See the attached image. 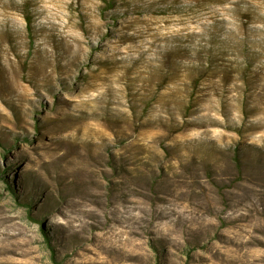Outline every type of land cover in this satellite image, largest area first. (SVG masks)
<instances>
[{"label":"rangeland","instance_id":"374dc122","mask_svg":"<svg viewBox=\"0 0 264 264\" xmlns=\"http://www.w3.org/2000/svg\"><path fill=\"white\" fill-rule=\"evenodd\" d=\"M0 264H264V0H0Z\"/></svg>","mask_w":264,"mask_h":264},{"label":"trees","instance_id":"16d2710c","mask_svg":"<svg viewBox=\"0 0 264 264\" xmlns=\"http://www.w3.org/2000/svg\"><path fill=\"white\" fill-rule=\"evenodd\" d=\"M4 170H0V174H1V172H3ZM1 176V175H0ZM53 260H54V262H55V264H59V262L55 259V258H53Z\"/></svg>","mask_w":264,"mask_h":264}]
</instances>
